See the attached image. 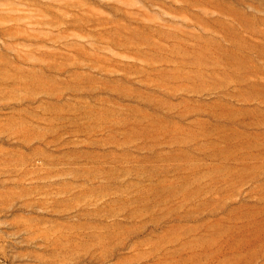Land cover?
<instances>
[{
	"label": "rangeland",
	"instance_id": "1",
	"mask_svg": "<svg viewBox=\"0 0 264 264\" xmlns=\"http://www.w3.org/2000/svg\"><path fill=\"white\" fill-rule=\"evenodd\" d=\"M0 264H264V0H0Z\"/></svg>",
	"mask_w": 264,
	"mask_h": 264
}]
</instances>
